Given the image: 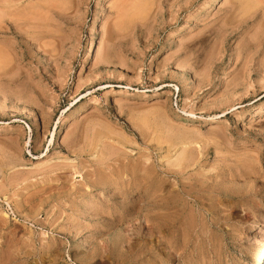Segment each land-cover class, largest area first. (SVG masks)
<instances>
[{
    "label": "rangeland",
    "instance_id": "1",
    "mask_svg": "<svg viewBox=\"0 0 264 264\" xmlns=\"http://www.w3.org/2000/svg\"><path fill=\"white\" fill-rule=\"evenodd\" d=\"M263 245L264 0H0V264Z\"/></svg>",
    "mask_w": 264,
    "mask_h": 264
},
{
    "label": "bare ground",
    "instance_id": "2",
    "mask_svg": "<svg viewBox=\"0 0 264 264\" xmlns=\"http://www.w3.org/2000/svg\"><path fill=\"white\" fill-rule=\"evenodd\" d=\"M256 2V1H255ZM15 29V28H14ZM122 95H125V96H128V97H133L134 96V94H132L131 92H125V94H122ZM225 123V122H224ZM137 202V201H136ZM135 203V202H134ZM125 212V211H124ZM145 218H147V217H145ZM144 221V220H143ZM146 221H147V219H146ZM142 226V225H141ZM138 231H139V227H137L136 228ZM141 230H142V228H141ZM136 231V230H135ZM143 231V230H142ZM153 231V230H152ZM148 235V234H147ZM119 239V238H118ZM122 240V239H121ZM125 240V239H124ZM123 242V241H122ZM114 243V242H113ZM120 244H121V242H119ZM119 243H117V244H119ZM145 243V242H144ZM116 244V243H115ZM120 246V245H119ZM113 248H115V247H113ZM111 250V249H110ZM261 252H262V254H264V245H263V248H262V250H261ZM255 264V263H254ZM257 264V263H256Z\"/></svg>",
    "mask_w": 264,
    "mask_h": 264
}]
</instances>
